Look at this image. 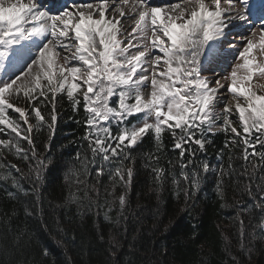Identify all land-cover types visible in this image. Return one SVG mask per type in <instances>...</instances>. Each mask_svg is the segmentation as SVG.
Here are the masks:
<instances>
[{
  "label": "snow or ice",
  "instance_id": "6c2138e0",
  "mask_svg": "<svg viewBox=\"0 0 264 264\" xmlns=\"http://www.w3.org/2000/svg\"><path fill=\"white\" fill-rule=\"evenodd\" d=\"M109 2L73 3L72 11L66 4L57 8L55 0H0V70L5 64L27 69L23 75L0 79V133L9 137L0 139V146L10 153L14 151L21 160L35 161L28 165L29 174L41 182L42 171L51 163V157H40L31 133L47 127L51 138L59 117L57 106L64 99L73 113L79 114L82 107L85 132L81 140L87 141L91 156L81 157L77 153L65 179L75 177V182L84 186L87 207L91 209L88 189L96 192L97 197L99 190L84 180L90 174L89 166L95 169L98 179L107 174L113 189L109 195L115 199L111 203L106 200L103 206L112 212L113 204L118 202L121 213L127 205L134 173L125 162L135 163L134 151L142 149L145 138L154 145L155 153L149 152L147 159L154 156L155 163L146 166L152 168L157 185L162 187L171 176L172 183L179 188L183 180L186 196L199 191L203 179L215 171L206 156L199 159L197 153L207 152L206 145L212 143L211 136L217 129L226 136L232 134L225 147L229 143L243 144L245 160L249 155H258L264 162V95L254 90L255 78L264 79V61L255 54L259 49L264 57V23L259 26L258 43L248 39L245 45L229 44L243 48L238 53L242 63L235 64L229 75L214 80L205 75L214 71L205 66V60L215 49L212 42L225 36L230 22L251 23L249 0H224L228 9L222 7V0H186L190 7L182 3L161 7L152 5L150 0H134L135 26L127 33V43L120 38L121 19L106 15ZM113 11H118L120 18L125 17L122 9ZM26 77L25 83H17ZM21 91L31 105L30 111L9 102L13 95L19 97ZM8 110L18 117L9 116ZM5 128L10 131L5 132ZM165 134L171 138L178 173L171 171L176 167L171 158L169 169L159 166L161 154L167 148ZM17 137L27 141V150ZM257 145L261 146L259 153ZM6 167L21 171L15 164L0 162V169ZM221 174L226 173L222 170ZM12 183L27 194L15 178ZM117 186L124 189L119 196H115ZM217 188L224 201L219 181ZM246 191L253 195L250 187ZM78 199L81 198L69 193L70 202L76 203ZM226 206L221 203L222 208ZM96 207H102L98 200ZM256 207L261 209L256 226L264 238V195ZM25 212L31 215L27 208ZM105 219L111 217L105 213ZM20 239V235L13 238L17 248ZM0 251L8 254L9 248ZM47 254L45 249L44 255Z\"/></svg>",
  "mask_w": 264,
  "mask_h": 264
},
{
  "label": "trees",
  "instance_id": "16d2710c",
  "mask_svg": "<svg viewBox=\"0 0 264 264\" xmlns=\"http://www.w3.org/2000/svg\"><path fill=\"white\" fill-rule=\"evenodd\" d=\"M17 106L31 109L27 100ZM57 111L59 117L50 139L47 127L32 133L40 157H51V163L42 171L41 182L29 174L28 165L35 161L21 160L14 151L10 153L0 146V162L15 164L21 170L0 169V249L9 248L8 254L0 251V264H264V238L256 226L261 218L256 202L264 195V162L258 155L244 160L238 145L229 143L225 147L228 136H215L206 145L207 152L197 156H206L213 164L220 152L222 161L216 171L203 179L199 191L186 196L183 180L179 188L171 176L162 187L157 185L152 168L146 166L155 163L154 156L147 159L149 152L155 153L154 145L145 138L142 149L134 151L135 163L125 162L134 173L123 212H119L118 202L113 204L112 212L103 206L106 200L111 203L115 199L109 195L112 183L107 174L98 179L91 166L90 175L84 180L95 185L99 195L88 189L93 205L89 209L84 186L77 184L75 177L65 179L77 153L91 156L87 141L81 140L85 132L83 108L79 114L73 113L64 99ZM8 138L0 133V139ZM16 139L28 149L26 140ZM165 144L159 166L169 169L171 158L176 165L171 171L178 173L176 153L169 147L170 137H165ZM258 149L261 151V146ZM222 170L226 174L222 175ZM13 178L27 194L13 185ZM218 181L224 201L218 195ZM248 187L251 196L247 194ZM122 191L117 186L115 196ZM70 192L81 199L70 202ZM97 200L102 206L99 210ZM222 202L227 206L222 208ZM81 203L84 206L78 208ZM105 213L111 219L106 220ZM16 235L21 237L18 248L12 243Z\"/></svg>",
  "mask_w": 264,
  "mask_h": 264
},
{
  "label": "rangeland",
  "instance_id": "374dc122",
  "mask_svg": "<svg viewBox=\"0 0 264 264\" xmlns=\"http://www.w3.org/2000/svg\"><path fill=\"white\" fill-rule=\"evenodd\" d=\"M175 3H182V6H188V7H190V5H187L186 0H182V1H178V2H173V4H175ZM166 6H168V5H166ZM132 21H133V19H132ZM250 32H255L256 35L253 36V35L250 34ZM250 32H249V37H253V40L258 43L259 42L260 31H258L255 28H253L252 31H250ZM126 37H127V35H124L122 37V39H126ZM223 50H226V51L223 52ZM227 50H228L227 48H224V49H220L219 50L217 47H215V49H214V60L215 61H218L219 58H220L219 55L222 52H223V54H226L227 53ZM33 52L34 51H32V53ZM256 55H257L258 60L264 61V57L260 56V54H257V53H256ZM206 64H207V60H205V66H206ZM216 65H217V68L214 69V71H212V77L210 79H213V80L214 79H219V78L223 77L224 75H229L230 74V72H227V70H222L221 69V66L222 65H219L218 66L217 63H216ZM224 65H226L225 66V69H231L235 65V63L233 64V62H231V63L230 62H227V63H224ZM26 70H27L26 68L23 69V66L22 65H17V66L14 67L12 64H5L4 68L2 70H0V79L9 80L10 78H14L16 74L23 75V71H26ZM36 70L37 69H35V68L33 69L34 72ZM27 79L28 78L26 77L24 81H18L17 83L18 84L25 83L27 81ZM258 79H260V80H262L264 82V79L255 78V83H256V81ZM223 82L224 81H222V83ZM254 90L257 91L258 94H261V95L264 93V88L259 87L257 84H254ZM220 91L223 93L224 92V89H221ZM20 94H23V92L21 91ZM224 98L227 99L228 97H224Z\"/></svg>",
  "mask_w": 264,
  "mask_h": 264
},
{
  "label": "bare ground",
  "instance_id": "6f19581e",
  "mask_svg": "<svg viewBox=\"0 0 264 264\" xmlns=\"http://www.w3.org/2000/svg\"><path fill=\"white\" fill-rule=\"evenodd\" d=\"M173 4V3H172ZM114 9H117V7H116V5H112V6H110L109 8H108V12L106 13V15H108L109 17H111V16H116L117 15V13H118V11H116V12H114L113 10ZM118 15H119V13H118ZM117 15V16H118ZM121 19V22H126V17H124V18H120Z\"/></svg>",
  "mask_w": 264,
  "mask_h": 264
}]
</instances>
